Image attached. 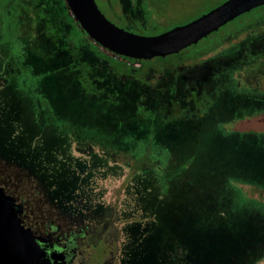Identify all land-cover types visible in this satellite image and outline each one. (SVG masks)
Returning a JSON list of instances; mask_svg holds the SVG:
<instances>
[{"label":"rangeland","instance_id":"374dc122","mask_svg":"<svg viewBox=\"0 0 264 264\" xmlns=\"http://www.w3.org/2000/svg\"><path fill=\"white\" fill-rule=\"evenodd\" d=\"M202 1H175L172 24L221 0ZM46 2L47 39L36 30L34 0H0V186L33 209L27 222L51 214L54 199L80 208V222L91 226L115 217L117 264H264V129L262 115L249 113L256 107L238 110L232 88L217 114L161 126L148 99L113 84L97 62L95 94L87 92V51L68 44L62 8ZM175 109L164 111L176 117ZM144 157L160 167L141 184L146 173L128 166Z\"/></svg>","mask_w":264,"mask_h":264},{"label":"flooded vegetation","instance_id":"af4514ba","mask_svg":"<svg viewBox=\"0 0 264 264\" xmlns=\"http://www.w3.org/2000/svg\"><path fill=\"white\" fill-rule=\"evenodd\" d=\"M175 1L177 0H161L160 3L154 4L152 0H102L109 17L103 14L112 23L129 32L154 36L184 26L228 0H221L208 10H202L203 6L197 8V13L193 17H185L181 24H172L174 18L169 13L170 6ZM212 1L203 0L199 6L211 4ZM34 2L37 3L34 10L36 30L39 29L41 32L39 37L45 35L47 39L48 4L46 0ZM56 3L62 8V0H56ZM60 12L63 10L56 12L57 16ZM77 26L82 29L78 24ZM71 30L69 25V32ZM141 32L145 34H140ZM87 39L91 42L89 47L81 46L68 37V44L75 47L77 52L83 53L86 50L88 61H91L92 72L88 74L87 92L95 91L94 67L97 62L98 66L107 72L113 84L121 83L126 87H132L133 91L135 89L138 91V96L147 98L149 104L145 105L151 109L155 120L168 127L184 120L198 122L210 114H217V107L227 100L226 93L233 88L240 92V96L235 99V107L241 110L246 103L256 107L249 113L253 116L262 115V119L257 122L263 124L264 129V5L238 16L199 43L185 49L188 51L198 46L199 51L189 50L191 52L185 54L183 50L174 54L177 57L171 60H168V57L173 55L147 60L149 63L125 58L102 49L89 39L88 35ZM95 46L120 63L118 66L123 70L120 71L117 66L113 68L106 60L99 58L95 53ZM158 58H162L163 61ZM15 68L18 70L17 65ZM5 76L0 74V91L7 84ZM152 98L155 100L151 101ZM208 98L209 102L206 100ZM175 108L180 110L176 117L168 116L173 112L164 111L176 110ZM237 121V118H232L225 125H234ZM78 150L82 152L83 148ZM103 156L108 159L106 154ZM82 162L88 167L85 161ZM108 165L111 163L108 162ZM115 165L122 166L119 162ZM128 168H133L138 173L143 172L140 163L134 165L131 162ZM0 188L3 189L2 186ZM3 190L6 195L15 198L21 210L19 216L23 224L31 228L38 237V242L50 258L51 264H117L121 252L118 245L121 233L115 225V217H112L109 224L91 226L89 223L80 222L81 212L77 206L68 208L50 199L48 204L51 214H42V221L34 223L33 226L27 222L31 223L29 213L32 214L33 209L27 210L21 201L9 194L6 189Z\"/></svg>","mask_w":264,"mask_h":264},{"label":"water","instance_id":"95a60500","mask_svg":"<svg viewBox=\"0 0 264 264\" xmlns=\"http://www.w3.org/2000/svg\"><path fill=\"white\" fill-rule=\"evenodd\" d=\"M70 15L89 39L112 54L153 60L178 54L218 31L238 16L264 5V0H228L200 18L165 33L145 36L112 23L96 0H65ZM15 198L0 188V264H51L38 237L20 218Z\"/></svg>","mask_w":264,"mask_h":264},{"label":"trees","instance_id":"16d2710c","mask_svg":"<svg viewBox=\"0 0 264 264\" xmlns=\"http://www.w3.org/2000/svg\"><path fill=\"white\" fill-rule=\"evenodd\" d=\"M62 5H63L62 6V10H63V16H64V19H65V23H67L68 25H70V27L72 28L71 32H69L70 34H68L69 39L72 40V41L74 40V42L80 43L81 46H88V47L91 46V42L87 39V35L84 33V31L82 29L78 28V26H77L74 18L70 15L69 9L66 8V3H65L64 0H62ZM189 50H191V51H194V50L199 51L200 49L197 46V47H193V48H191ZM189 50L188 51L185 50L183 53L188 54L189 52H191ZM95 53L102 60H106L113 68L117 66V68L119 70L121 69V66H118V65H121L120 63H118L112 57H109L108 55L104 54L102 51L99 50V48L97 46H95ZM175 57H177V56L176 55L170 56V57H168V60H171V59H173ZM158 60L163 61L162 58H158ZM143 61L146 62V63H149L150 62V61H147V60H143ZM122 70L123 69H121L120 71H122ZM158 123L161 126H165V125H162L161 122H158ZM155 157H156V154H155ZM139 163H136V164L139 165ZM144 164H146V166H149V167H145L144 168L143 171L146 173V175H144L142 178H140V181L142 179H144V177L147 176L148 173L154 172L156 170L159 171V167H160V166L158 167V162H157L156 159H154L151 162V161H149V158L148 157H144L143 163H142V167L144 166ZM164 169L165 168H161V171L163 172ZM140 181H139V183H140ZM141 184H142V181H141Z\"/></svg>","mask_w":264,"mask_h":264}]
</instances>
